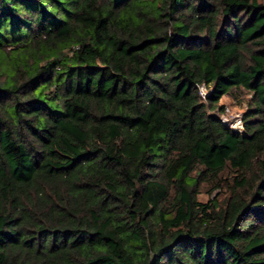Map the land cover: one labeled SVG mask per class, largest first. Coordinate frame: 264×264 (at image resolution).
<instances>
[{
	"label": "trees",
	"instance_id": "trees-1",
	"mask_svg": "<svg viewBox=\"0 0 264 264\" xmlns=\"http://www.w3.org/2000/svg\"><path fill=\"white\" fill-rule=\"evenodd\" d=\"M0 264H264V0H0Z\"/></svg>",
	"mask_w": 264,
	"mask_h": 264
},
{
	"label": "rangeland",
	"instance_id": "rangeland-1",
	"mask_svg": "<svg viewBox=\"0 0 264 264\" xmlns=\"http://www.w3.org/2000/svg\"><path fill=\"white\" fill-rule=\"evenodd\" d=\"M250 95L236 92L235 94L225 96L221 103L226 107V113L222 116L230 126L243 129L242 115L246 111ZM218 192L211 194L204 193L200 196V200L208 201L210 198L217 196Z\"/></svg>",
	"mask_w": 264,
	"mask_h": 264
},
{
	"label": "built area",
	"instance_id": "built-area-1",
	"mask_svg": "<svg viewBox=\"0 0 264 264\" xmlns=\"http://www.w3.org/2000/svg\"><path fill=\"white\" fill-rule=\"evenodd\" d=\"M210 91L209 89H207V87L205 85H201L200 86V94H201V97L203 100H205L207 98V96L209 95ZM223 121L227 123V121L222 117ZM233 129H236V130H243L242 128L239 129L237 127H233L231 126Z\"/></svg>",
	"mask_w": 264,
	"mask_h": 264
}]
</instances>
